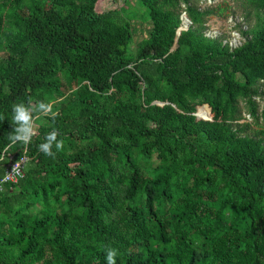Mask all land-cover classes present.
<instances>
[{
	"label": "trees",
	"instance_id": "1",
	"mask_svg": "<svg viewBox=\"0 0 264 264\" xmlns=\"http://www.w3.org/2000/svg\"><path fill=\"white\" fill-rule=\"evenodd\" d=\"M97 1L0 0V158L28 157L0 192V264H106V248L117 264H264V130L249 132L264 0H236L235 47L206 35L200 0ZM29 99L55 118L33 113L31 143L10 146L11 106Z\"/></svg>",
	"mask_w": 264,
	"mask_h": 264
},
{
	"label": "rangeland",
	"instance_id": "2",
	"mask_svg": "<svg viewBox=\"0 0 264 264\" xmlns=\"http://www.w3.org/2000/svg\"><path fill=\"white\" fill-rule=\"evenodd\" d=\"M197 4L200 9L208 7L213 8L215 11L213 14L209 15L206 20V35L212 37H222L231 47L240 45L244 41V36L241 34L239 29H247L249 27V23L245 21L244 13L246 12L238 1L200 0ZM126 6L127 4L125 0H98L96 2V9L100 12ZM138 23L139 22L137 21H132L131 26L135 28V32L137 34H142V31L138 30V28L140 29V26L137 25ZM136 47L137 45L135 42L130 43V50L132 52H135ZM258 101L260 104L263 103V100L259 99ZM250 126V133L258 129L264 130V121L260 118L259 123L256 124L253 121Z\"/></svg>",
	"mask_w": 264,
	"mask_h": 264
},
{
	"label": "clouds",
	"instance_id": "3",
	"mask_svg": "<svg viewBox=\"0 0 264 264\" xmlns=\"http://www.w3.org/2000/svg\"><path fill=\"white\" fill-rule=\"evenodd\" d=\"M185 15V13H183ZM182 14V15H183ZM186 16V15H185ZM254 98V97H253ZM256 101L263 100L260 97H255ZM259 102V101H258ZM241 105L244 104L243 101L240 102ZM260 104V103H259ZM263 104V103H262ZM262 104H260L259 108H262ZM33 113H37L38 116H49L51 115L52 118H55V113L52 111V105L50 103H46L44 101H38L33 104L31 99L28 100L27 103L21 101L18 103H14L11 106V124L13 125V131L8 133L7 139L11 145H16L17 143L27 146L31 143L32 138L36 135L34 120L37 117H34ZM197 117V112L194 113ZM200 119H211V116L203 117ZM253 120L252 116L246 112H242L241 119L238 122H248L251 123ZM58 131L53 129L49 132L44 142L38 145V149L42 152L45 156L53 157L55 153L52 151L53 146L59 151L63 149V141L58 140ZM17 171L14 167L13 172ZM106 264H117V250L114 248H106Z\"/></svg>",
	"mask_w": 264,
	"mask_h": 264
},
{
	"label": "built area",
	"instance_id": "4",
	"mask_svg": "<svg viewBox=\"0 0 264 264\" xmlns=\"http://www.w3.org/2000/svg\"><path fill=\"white\" fill-rule=\"evenodd\" d=\"M8 157L9 161L6 164L5 171L0 177V192L4 189V185L8 182H16L19 178L23 176V168L28 159L25 154H22L20 158L13 160V155L10 153L3 152L1 158ZM17 171L13 172V168Z\"/></svg>",
	"mask_w": 264,
	"mask_h": 264
},
{
	"label": "water",
	"instance_id": "5",
	"mask_svg": "<svg viewBox=\"0 0 264 264\" xmlns=\"http://www.w3.org/2000/svg\"><path fill=\"white\" fill-rule=\"evenodd\" d=\"M182 25L179 26V28L177 29V34L180 33L181 30L183 29H187L188 28V25L190 24V20L188 19V17L182 15ZM154 103H158V104H162L161 102H158V101H154ZM198 119L200 118H203V117H200V116H197Z\"/></svg>",
	"mask_w": 264,
	"mask_h": 264
}]
</instances>
